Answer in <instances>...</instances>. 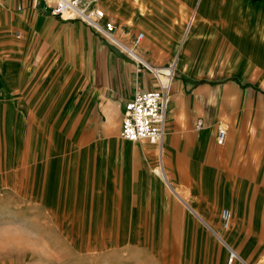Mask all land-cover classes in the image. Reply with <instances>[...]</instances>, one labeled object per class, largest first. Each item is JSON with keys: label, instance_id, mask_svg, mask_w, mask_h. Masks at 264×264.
I'll use <instances>...</instances> for the list:
<instances>
[{"label": "crops", "instance_id": "crops-1", "mask_svg": "<svg viewBox=\"0 0 264 264\" xmlns=\"http://www.w3.org/2000/svg\"><path fill=\"white\" fill-rule=\"evenodd\" d=\"M96 6L104 9L105 17L116 26L114 34L124 43L131 45L137 33L143 34L135 50L148 64L168 59L185 13L195 9L198 20L180 65L188 60L193 76L202 75L208 71L206 60L231 47L234 54L229 62L243 60L250 71L259 72L257 77L264 75V0H97ZM234 63L224 65L230 75L216 85L193 76L175 79L163 145L157 149L160 167L164 154L166 170L172 176L165 172L167 183L172 185L170 179L177 178L186 182L183 197L193 202L205 220L221 205L218 219L224 208L240 218L247 198L253 196L252 179L237 172L253 168L251 138L262 136L264 129H260L262 134L251 133L254 119L248 115V99L240 96L237 79L243 75L242 70L234 69ZM154 86L147 70L85 23L53 15L48 2L0 0V119L9 131L12 121L24 115L25 101L41 99L42 110H55L64 118V131L70 137L80 139L92 131L103 145L104 129L109 127L114 135L107 144L125 141L120 160L115 152L104 154L107 181L115 180L118 188L112 209L120 219L124 209L138 208L128 201L140 198L141 191L127 188L126 182L135 173L138 180L137 170L146 165V155L153 147L146 141L130 145L132 142L120 137L122 111L136 89ZM199 121L202 125L196 128ZM218 126L226 129L222 145L216 143ZM236 253L240 259L230 264H251Z\"/></svg>", "mask_w": 264, "mask_h": 264}, {"label": "rangeland", "instance_id": "rangeland-1", "mask_svg": "<svg viewBox=\"0 0 264 264\" xmlns=\"http://www.w3.org/2000/svg\"><path fill=\"white\" fill-rule=\"evenodd\" d=\"M197 20L195 9L187 11L168 59L149 64L174 63L172 83L178 77L193 76L190 62L180 65L179 58ZM229 48L206 60L207 73L193 77L215 85L224 80L230 75L224 65L234 63L229 62L234 54ZM234 64L235 70H242L237 82L240 96L248 99V115L254 119L251 133H263L251 138L253 168L237 172L249 176L253 184V196L247 198L240 218L235 219L228 209L231 223L223 228L218 219L222 205L215 207L207 219L215 233L211 234L165 186L155 146L146 155L152 159L137 170L138 180L135 173L126 182L127 188L141 191L140 198L128 201L138 208H126L122 219L118 218L112 209L118 188L115 180L107 181L104 154L115 152L120 160L125 141L120 144L117 138L115 145L107 144L114 135L107 126L103 145L92 131L80 139L70 137L58 112L42 110L41 99L29 100L24 115L12 121L9 131L0 119V264H226L229 253L219 237L251 264H264V131L260 130L264 129V75L257 77L259 72L250 71L243 60ZM171 97L172 88L170 103ZM164 160L163 154L162 166L171 178ZM124 171L128 174L126 166ZM171 179L184 201L194 206L183 197L186 182Z\"/></svg>", "mask_w": 264, "mask_h": 264}, {"label": "built area", "instance_id": "built-area-1", "mask_svg": "<svg viewBox=\"0 0 264 264\" xmlns=\"http://www.w3.org/2000/svg\"><path fill=\"white\" fill-rule=\"evenodd\" d=\"M47 4V0H42ZM95 0H52L49 7L53 15L62 20H78L89 26L97 35H100L110 45L118 49L138 67L149 72L154 87L149 90L136 89L131 98L125 102L121 115L120 137L124 140L137 143L146 141L161 150L166 126V113L170 105L172 80L175 74L174 63L167 67H153L143 60L135 50L140 44L143 34L137 33L133 43L128 45L115 35L116 26L105 17L103 10L96 6ZM189 26V25H188ZM201 121L196 128H200ZM216 143L222 145L226 139V129L217 127ZM223 228H228L231 219L230 211L224 208L219 213ZM229 253V264L232 260H239L238 254L226 245Z\"/></svg>", "mask_w": 264, "mask_h": 264}, {"label": "bare ground", "instance_id": "bare-ground-1", "mask_svg": "<svg viewBox=\"0 0 264 264\" xmlns=\"http://www.w3.org/2000/svg\"><path fill=\"white\" fill-rule=\"evenodd\" d=\"M191 24H192V23H191ZM191 24H190V25H191ZM182 41H183V40H182ZM223 62H224V60H223ZM162 145H163V142H162ZM161 147H162V146H161ZM159 170H161V175H162V179H163L164 183H166L167 186L170 188L169 190H170L171 192H173V193L178 197V199L180 200V202L183 203V204L185 205L187 211H189V212H190V211L193 212V214L196 216V218H197L198 220H200L201 223H203L204 225L208 226L209 229L212 230L211 224L208 222V220H205L203 217H201L200 214L197 213V212L195 211L196 209L193 207V205L185 203L184 199L179 195L178 190H177L175 187H173L171 184L167 183V181H166V173H165L166 171L163 169L162 164H161V167L159 166ZM212 231H213V230H212ZM216 236H217V235H216ZM217 237H218V236H217ZM219 240L222 242V244H223L224 246L228 245L226 239L223 240V239H221V238L219 237ZM228 246H229V245H228Z\"/></svg>", "mask_w": 264, "mask_h": 264}]
</instances>
